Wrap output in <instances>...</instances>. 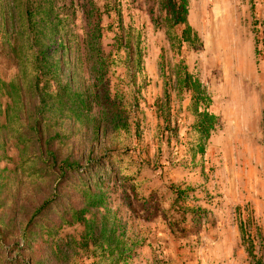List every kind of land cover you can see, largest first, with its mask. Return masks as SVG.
Segmentation results:
<instances>
[{
  "label": "rangeland",
  "instance_id": "obj_1",
  "mask_svg": "<svg viewBox=\"0 0 264 264\" xmlns=\"http://www.w3.org/2000/svg\"><path fill=\"white\" fill-rule=\"evenodd\" d=\"M184 7L0 0V264H264V0Z\"/></svg>",
  "mask_w": 264,
  "mask_h": 264
},
{
  "label": "trees",
  "instance_id": "obj_2",
  "mask_svg": "<svg viewBox=\"0 0 264 264\" xmlns=\"http://www.w3.org/2000/svg\"><path fill=\"white\" fill-rule=\"evenodd\" d=\"M181 4H177L175 0H160V4L161 7L166 9V11L169 13V15L172 16V18L175 19L174 24L175 25H183L185 24L186 20L184 18V15L186 14V10H185V3L186 0H180ZM47 19L50 21V17L47 16ZM44 20H41L39 22V24H43ZM35 27H37V24L33 22H31V20H29L28 22V28L25 27L24 30L21 32L20 34V38L24 37V46L25 48H29L31 49V58L33 60L34 63V67L38 68V69H44L45 68V64L48 66V69L50 70V73L52 75H55L56 77H58L56 75V71H57V65L56 68L55 66L53 67V69L55 68V72L52 70V65L50 63V59H53V54L48 53L47 49H48V45L49 44H44L41 42V38H44L43 33L40 32V29L38 28V30L35 29ZM186 31L183 32V35L181 36L183 38V36L185 35ZM57 43L61 44V42L57 41ZM37 48V49H36ZM54 63V62H53ZM45 75V74H44ZM65 88V86H64ZM250 253V252H249Z\"/></svg>",
  "mask_w": 264,
  "mask_h": 264
}]
</instances>
